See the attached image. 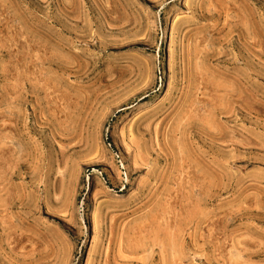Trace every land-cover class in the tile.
Listing matches in <instances>:
<instances>
[{
    "label": "rangeland",
    "instance_id": "374dc122",
    "mask_svg": "<svg viewBox=\"0 0 264 264\" xmlns=\"http://www.w3.org/2000/svg\"><path fill=\"white\" fill-rule=\"evenodd\" d=\"M0 264H264V0H0Z\"/></svg>",
    "mask_w": 264,
    "mask_h": 264
}]
</instances>
